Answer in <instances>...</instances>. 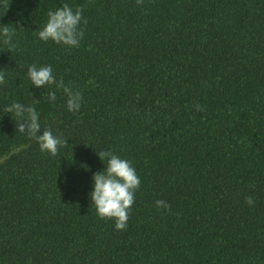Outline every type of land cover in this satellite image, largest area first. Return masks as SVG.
Wrapping results in <instances>:
<instances>
[{
  "label": "trees",
  "instance_id": "16d2710c",
  "mask_svg": "<svg viewBox=\"0 0 264 264\" xmlns=\"http://www.w3.org/2000/svg\"><path fill=\"white\" fill-rule=\"evenodd\" d=\"M65 3L83 9L77 47L38 36ZM5 27L0 264H264V0H0ZM33 64L82 93L79 112L31 85ZM14 102L66 141L57 155ZM101 151L141 180L122 231L90 197Z\"/></svg>",
  "mask_w": 264,
  "mask_h": 264
},
{
  "label": "clouds",
  "instance_id": "9594fccd",
  "mask_svg": "<svg viewBox=\"0 0 264 264\" xmlns=\"http://www.w3.org/2000/svg\"><path fill=\"white\" fill-rule=\"evenodd\" d=\"M47 15L46 23L38 32L40 40L52 41L68 47L79 46L84 36L80 28L83 21L82 8L73 10L68 3H65L62 7L49 11ZM0 36L11 48L12 32L5 27L0 30ZM27 75L31 85L36 88L51 85L63 88L67 98V110L72 113L80 111L83 102L82 93L65 86L62 81L58 83L51 65L33 64L28 67ZM3 83L4 75L0 73V85ZM48 98L50 102H55L57 99L55 92H50ZM7 111L18 118L17 129L21 133H26L29 138L35 139L42 152L55 156L59 148L66 144V141L54 135L51 129L41 131L40 114L35 106L14 102L9 105ZM98 156L102 162L107 160V167L93 175V190L90 193L92 204L95 205L100 218L114 219L116 230H125L128 226L129 210L135 203V194L140 188L141 180L129 160L122 159L111 151H101ZM247 202L252 205V198L248 197ZM155 204L157 208H170L164 200H157Z\"/></svg>",
  "mask_w": 264,
  "mask_h": 264
}]
</instances>
